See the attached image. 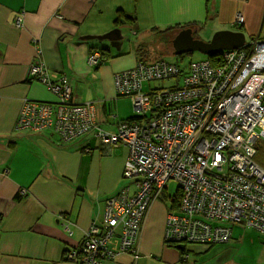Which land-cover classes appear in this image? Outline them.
Listing matches in <instances>:
<instances>
[{
	"label": "crops",
	"instance_id": "0c3cea01",
	"mask_svg": "<svg viewBox=\"0 0 264 264\" xmlns=\"http://www.w3.org/2000/svg\"><path fill=\"white\" fill-rule=\"evenodd\" d=\"M120 13L136 18V30L115 23ZM239 14L245 21L236 25ZM188 23L205 41L222 30L248 41L264 36V0H0V264H76L65 253L102 222L106 201L124 188L135 191L123 176L127 147L101 145L93 133L64 143L51 131L16 130L25 100H58L30 78L31 63L39 59L52 74L66 75L75 101L93 102L98 125L115 130L140 118L117 96L115 74L148 56L138 49L153 28ZM97 49L108 59L90 67L87 57ZM167 214L165 204H153L137 238L138 259L113 239L110 248L119 253L111 264H203L191 253L213 245L195 244L181 261L164 242ZM214 248L211 264H264V237L255 229L235 225L231 240Z\"/></svg>",
	"mask_w": 264,
	"mask_h": 264
},
{
	"label": "built area",
	"instance_id": "2783aa9c",
	"mask_svg": "<svg viewBox=\"0 0 264 264\" xmlns=\"http://www.w3.org/2000/svg\"><path fill=\"white\" fill-rule=\"evenodd\" d=\"M244 21L239 14L234 24ZM102 61L100 51L87 57L90 67ZM29 76L58 100H25L17 130H51L65 143L93 133L101 145L129 150L123 176L134 181L135 191L124 188L106 201L102 222L92 224L67 260L111 264L119 253L110 248L115 238L120 252L138 259L141 228L172 182L177 188L169 199L165 241L228 243L235 225L264 236V168L256 161L264 142V36L224 51L216 64L206 57L182 69L161 58L116 73L117 96L130 98L141 119L121 122L115 130L97 125L93 102L75 101L66 75L52 74L35 59ZM165 81L171 85L152 87Z\"/></svg>",
	"mask_w": 264,
	"mask_h": 264
},
{
	"label": "rangeland",
	"instance_id": "374dc122",
	"mask_svg": "<svg viewBox=\"0 0 264 264\" xmlns=\"http://www.w3.org/2000/svg\"><path fill=\"white\" fill-rule=\"evenodd\" d=\"M157 34L158 33H154L153 35H148L147 39H145V42L148 43L145 49L148 50L150 53L149 56L142 58V60H144L145 62H150V61H154L157 59L164 58L170 62H176V63L179 62V64L183 65V67L185 69L190 64L191 61L202 60V59L206 58L205 55H203L199 52H194V53L189 54V55H184L183 58H179L177 56H174L173 55V51H174L173 46L168 45V47H164L163 42L165 40V36L157 35ZM207 35L210 36L209 34H207ZM128 36L131 37V34ZM133 37H132V39H133ZM212 37H211V39H212ZM201 38H200L201 40H203V39H204V41L207 40L205 35H202ZM211 39H209V40H211ZM135 42H136V39L133 42H128V45H133ZM249 42H250V39L247 41V43H249ZM167 85H171V83H168V81L152 83V87L167 86ZM122 99L124 101V108L127 107V109H129V107H131V110H132V107H133L132 100L130 98H127V97L122 98ZM130 101L132 103V106H131ZM127 109H125V110H127ZM131 112H133L134 114L135 113L138 114L135 111L134 107H133V110ZM258 148H259V155L257 157L258 162L261 163L262 164L261 166L264 168V142H260V144L258 145ZM176 188H177L176 183L172 182L170 184L168 190L166 191V196L161 197V199L159 200V202H162L163 204L166 205L167 213H168V209H169V199H170V197H174L176 195ZM186 245H187V248H189L191 246H195V244H188V243H186ZM200 245H202V244H200ZM216 246H217V244H214L211 247L209 252H206L203 254H198V255H197V253H191V254L195 257H200L199 260H202L203 264H206V263L211 264V258L214 259L212 257V255L214 253L213 249H215L214 247H216Z\"/></svg>",
	"mask_w": 264,
	"mask_h": 264
},
{
	"label": "water",
	"instance_id": "95a60500",
	"mask_svg": "<svg viewBox=\"0 0 264 264\" xmlns=\"http://www.w3.org/2000/svg\"><path fill=\"white\" fill-rule=\"evenodd\" d=\"M247 43L244 33L231 30H222L216 32L209 41L201 40L195 37L192 28H187L179 31L172 40L173 55L182 56L199 52L205 57L217 56L224 51L236 50L244 47ZM184 245H179L177 249L183 248Z\"/></svg>",
	"mask_w": 264,
	"mask_h": 264
},
{
	"label": "trees",
	"instance_id": "16d2710c",
	"mask_svg": "<svg viewBox=\"0 0 264 264\" xmlns=\"http://www.w3.org/2000/svg\"><path fill=\"white\" fill-rule=\"evenodd\" d=\"M115 23L118 25V24H122V25H125V24H127V25H129V26H131L132 27V29L133 30H136V18L135 17H132V16H127V15H125L124 13H120V14H118V16H117V19H116V21H115ZM195 24H191V23H188V24H184V25H181V24H177V25H174V26H170V27H166V28H153L151 31L152 32H154V33H158L157 35H162V36H165V40H164V42H163V44H164V47H168V45H172V40L174 39V37L176 36V34L179 32V31H181V30H183V29H187V28H192L193 26H194ZM153 33V34H154ZM146 46L147 45H141V46H139V49H138V52H140L141 51V49H143V50H145V48H146ZM93 51H100L101 52V54H102V57H103V61H102V63L103 62H105L107 59H108V54L106 53V51H104L103 49H97V50H93ZM92 51V52H93ZM148 51V50H147ZM149 53V52H148ZM150 55V53L148 54V56ZM186 55H189V54H186ZM221 54H219V55H217V56H209L208 58H210L211 59V61H212V63L213 64H216V62H217V59H218V56H220ZM179 58H183L184 57V55H182V56H178ZM144 61V60H143ZM101 63V64H102ZM178 64H179V62H178ZM180 65V64H179ZM100 66V65H99ZM99 66H96V67H99ZM181 66V68L182 69H184V67H183V65H180ZM118 97H121V96H118ZM30 101H34V102H42V103H47V102H43V101H36V100H30ZM49 103V102H48ZM95 105V104H94ZM19 115H20V113H19ZM18 119H19V116H18V118H17V121H18ZM141 118H135V117H133V118H129L127 121H138V120H140ZM142 120H143V118H142ZM17 123V122H16ZM97 125H98V123H97ZM100 128H103V127H101L100 125H98ZM103 129H105V128H103ZM17 130V129H16ZM19 131V130H18ZM43 131H51V130H43ZM43 131H41V132H43ZM52 133H54L53 131H51ZM37 133H40V132H37ZM54 134H56V133H54ZM59 136V135H58ZM61 139V138H60ZM62 141V140H61ZM63 142V141H62ZM73 142V141H72ZM65 143V142H64ZM67 143H71V142H67ZM106 146V145H105ZM258 155H259V151H258V154H257V156H256V161L258 162ZM259 163V162H258ZM260 165H262L261 163H259ZM165 200V199H164ZM100 224V223H99ZM264 237V236H263ZM165 242V244L168 246V247H170V248H175V249H177V247L179 246V245H184V247L183 248H181V249H177L178 250V252L180 253V255H181V261H186L187 260V258H188V256H189V254H188V252H187V245H186V243H184V244H179V243H172V242H168V241H164ZM65 255H67V252L65 253ZM67 258V257H66Z\"/></svg>",
	"mask_w": 264,
	"mask_h": 264
}]
</instances>
